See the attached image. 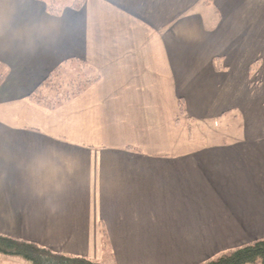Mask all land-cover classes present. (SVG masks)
<instances>
[{"label": "crops", "instance_id": "obj_1", "mask_svg": "<svg viewBox=\"0 0 264 264\" xmlns=\"http://www.w3.org/2000/svg\"><path fill=\"white\" fill-rule=\"evenodd\" d=\"M69 61L97 81L30 100ZM0 63V233L111 264L264 238V0H0Z\"/></svg>", "mask_w": 264, "mask_h": 264}, {"label": "trees", "instance_id": "obj_2", "mask_svg": "<svg viewBox=\"0 0 264 264\" xmlns=\"http://www.w3.org/2000/svg\"><path fill=\"white\" fill-rule=\"evenodd\" d=\"M42 1L46 3L47 12L54 16L61 15L66 7L78 10L85 3V0L64 2L63 0H47L48 3L46 0ZM59 1L65 5L59 4ZM69 68L77 69L78 74L67 82L61 81ZM8 73L9 68L0 63V85ZM94 81H97L96 76L84 69L83 65L76 61H69L50 74L29 97L42 107L56 109L80 95ZM0 256L21 258L26 264H111L109 258L105 256L103 259L93 260L83 256L66 255L34 242L2 233H0ZM199 264H264V238L223 251Z\"/></svg>", "mask_w": 264, "mask_h": 264}, {"label": "rangeland", "instance_id": "obj_3", "mask_svg": "<svg viewBox=\"0 0 264 264\" xmlns=\"http://www.w3.org/2000/svg\"><path fill=\"white\" fill-rule=\"evenodd\" d=\"M47 1V0H46ZM66 0H63L62 2H64ZM62 2H58L59 4L61 3V5H65V4H62ZM48 3V1H47ZM67 5V4H66ZM66 6H64L65 8ZM253 72L256 71V69L252 70ZM9 74V73H8ZM78 74V70L74 69V68H69L65 75H64V79H62L61 81H69L71 78H74L76 75ZM224 138V137H222ZM0 264H26L25 261L21 258H3L0 256Z\"/></svg>", "mask_w": 264, "mask_h": 264}]
</instances>
